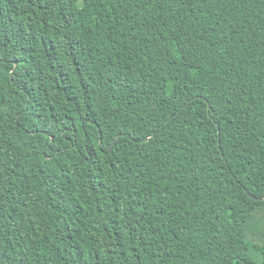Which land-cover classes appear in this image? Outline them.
<instances>
[{"label": "trees", "instance_id": "1", "mask_svg": "<svg viewBox=\"0 0 264 264\" xmlns=\"http://www.w3.org/2000/svg\"><path fill=\"white\" fill-rule=\"evenodd\" d=\"M0 264H264V0H0Z\"/></svg>", "mask_w": 264, "mask_h": 264}, {"label": "rangeland", "instance_id": "2", "mask_svg": "<svg viewBox=\"0 0 264 264\" xmlns=\"http://www.w3.org/2000/svg\"><path fill=\"white\" fill-rule=\"evenodd\" d=\"M258 218V216H256V219ZM256 219L255 220H253L254 222H253V224L255 225V221H256ZM249 233H250V237H253L257 232H254L252 229H250L249 230Z\"/></svg>", "mask_w": 264, "mask_h": 264}]
</instances>
